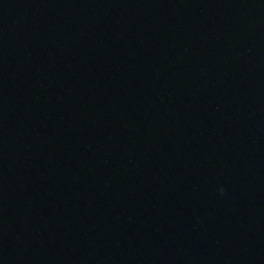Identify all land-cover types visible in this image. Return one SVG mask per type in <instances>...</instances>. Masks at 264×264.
<instances>
[{
  "label": "water",
  "instance_id": "obj_1",
  "mask_svg": "<svg viewBox=\"0 0 264 264\" xmlns=\"http://www.w3.org/2000/svg\"><path fill=\"white\" fill-rule=\"evenodd\" d=\"M0 264H264V0H0Z\"/></svg>",
  "mask_w": 264,
  "mask_h": 264
},
{
  "label": "clouds",
  "instance_id": "obj_2",
  "mask_svg": "<svg viewBox=\"0 0 264 264\" xmlns=\"http://www.w3.org/2000/svg\"><path fill=\"white\" fill-rule=\"evenodd\" d=\"M223 191H224L223 189H220L221 194H223Z\"/></svg>",
  "mask_w": 264,
  "mask_h": 264
}]
</instances>
